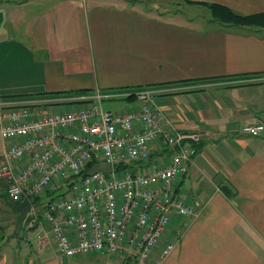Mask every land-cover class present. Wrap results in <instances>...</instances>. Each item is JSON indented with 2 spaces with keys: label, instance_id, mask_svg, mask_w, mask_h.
<instances>
[{
  "label": "crops",
  "instance_id": "obj_1",
  "mask_svg": "<svg viewBox=\"0 0 264 264\" xmlns=\"http://www.w3.org/2000/svg\"><path fill=\"white\" fill-rule=\"evenodd\" d=\"M201 1L241 14L264 11V0ZM182 4L199 5L0 0V100H46L99 87L130 105L127 94L163 88L154 101L165 118L201 136L186 140L196 152L175 182L193 210L167 226L164 240L175 246L161 264H264V131L240 132L246 123H264V27L224 23L182 11ZM5 142L11 140L0 136V156ZM173 153L159 139L143 165L164 166ZM18 202L0 179V264H134L127 252L66 256L52 236L39 245L33 233L41 217L14 233L9 203Z\"/></svg>",
  "mask_w": 264,
  "mask_h": 264
},
{
  "label": "built area",
  "instance_id": "obj_2",
  "mask_svg": "<svg viewBox=\"0 0 264 264\" xmlns=\"http://www.w3.org/2000/svg\"><path fill=\"white\" fill-rule=\"evenodd\" d=\"M163 90L140 88L121 111L103 108L110 96L99 87L46 100H0V136L11 140L0 156V179L13 201H31L25 231L42 218L33 233L39 245L52 236L66 256L127 252L134 264H161L173 250L175 243L164 240L167 226L193 210L175 182L196 152L186 140L197 142L201 134L179 131L165 118L154 101ZM263 131L262 122L240 128L249 136ZM159 139L174 150L170 162L144 166ZM99 163L110 172L89 174ZM41 194L57 198L38 210L33 198Z\"/></svg>",
  "mask_w": 264,
  "mask_h": 264
},
{
  "label": "trees",
  "instance_id": "obj_3",
  "mask_svg": "<svg viewBox=\"0 0 264 264\" xmlns=\"http://www.w3.org/2000/svg\"><path fill=\"white\" fill-rule=\"evenodd\" d=\"M188 4H199L209 8L211 15L214 19H217L224 23H233L237 25H255L264 27V11L256 12L250 14H241L232 10L230 7L216 3V2H206L201 0H185ZM218 79V78H216ZM81 94V93H79ZM132 98V94L128 96ZM92 162L87 163L89 166ZM222 189L226 190L225 186H222ZM39 199V196L33 198V202H36Z\"/></svg>",
  "mask_w": 264,
  "mask_h": 264
},
{
  "label": "rangeland",
  "instance_id": "obj_4",
  "mask_svg": "<svg viewBox=\"0 0 264 264\" xmlns=\"http://www.w3.org/2000/svg\"><path fill=\"white\" fill-rule=\"evenodd\" d=\"M197 7L198 8H196V10L193 7L190 10L189 7H187L184 4H182L181 7H179V8H180V10L185 11V12H192V13L198 12V13H200L201 16H205L207 18H211L212 17L209 8H207L206 6H199V5ZM200 15L197 16V19L201 18ZM144 87H149V86H144ZM144 87H142V88H144ZM102 106H103L104 109H110L112 111H121L122 109L127 108L130 105L127 103V100H124L123 98H121V99H108V98H106V99H104L102 101ZM51 196L54 197L55 199L57 198L56 195L52 194ZM51 196L45 195V194H41L39 199L36 202H34L35 207L38 210H41L43 205H44V203L47 200L52 199Z\"/></svg>",
  "mask_w": 264,
  "mask_h": 264
},
{
  "label": "water",
  "instance_id": "obj_5",
  "mask_svg": "<svg viewBox=\"0 0 264 264\" xmlns=\"http://www.w3.org/2000/svg\"><path fill=\"white\" fill-rule=\"evenodd\" d=\"M110 170L111 166L109 164L99 163L92 168L89 174L96 171L110 172ZM9 206L11 210L16 213L15 219L13 220V232L17 234L22 229L23 221L31 209V201L29 199H23L18 203H9ZM37 221L36 219L33 226L36 225Z\"/></svg>",
  "mask_w": 264,
  "mask_h": 264
}]
</instances>
